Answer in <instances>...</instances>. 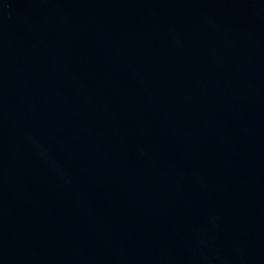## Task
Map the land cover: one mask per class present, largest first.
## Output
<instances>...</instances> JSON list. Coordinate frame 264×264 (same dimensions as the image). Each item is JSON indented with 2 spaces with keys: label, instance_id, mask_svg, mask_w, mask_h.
<instances>
[{
  "label": "water",
  "instance_id": "obj_1",
  "mask_svg": "<svg viewBox=\"0 0 264 264\" xmlns=\"http://www.w3.org/2000/svg\"><path fill=\"white\" fill-rule=\"evenodd\" d=\"M0 264H264V0H0Z\"/></svg>",
  "mask_w": 264,
  "mask_h": 264
}]
</instances>
